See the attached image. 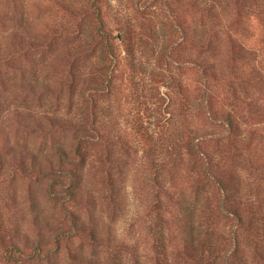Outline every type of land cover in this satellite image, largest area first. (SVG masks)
<instances>
[{
	"label": "rangeland",
	"instance_id": "1",
	"mask_svg": "<svg viewBox=\"0 0 264 264\" xmlns=\"http://www.w3.org/2000/svg\"><path fill=\"white\" fill-rule=\"evenodd\" d=\"M99 1L0 0V264H196L198 232L213 264H264V0ZM87 135L58 247L48 186Z\"/></svg>",
	"mask_w": 264,
	"mask_h": 264
},
{
	"label": "trees",
	"instance_id": "2",
	"mask_svg": "<svg viewBox=\"0 0 264 264\" xmlns=\"http://www.w3.org/2000/svg\"><path fill=\"white\" fill-rule=\"evenodd\" d=\"M99 0H93V5L95 6L94 8V14L97 17L99 16ZM100 23H102L101 18L98 19V30L100 31V34L104 37V39L106 40L107 44L109 45V36L107 34V32L105 30H103V28H100L99 25ZM229 124L231 126H229L228 128H232L233 122L232 120L228 119ZM232 132V130H230ZM91 136L87 135V136H83L81 138H79L78 142L75 144L74 148H73V154H69L68 152H65L63 150H60L58 152V160H59V164L57 166L56 171H54L52 173V179L51 182L49 183L48 186V191L49 194L54 198V199H58V201L61 203V206L67 210V216L70 219V223H69V228L67 230H64L62 232H60L57 236H56V246L59 247V243L60 241H62V239L69 240L71 239L73 236H75L78 231L80 230V224L78 223L79 219H77L76 215L74 212L69 211L66 208V202L68 201H73L76 199V188H77V179H78V172H76V170L74 169H63L61 168L63 164H71L73 165V163L76 164L77 161L79 162H84L86 159V154L83 150V145L85 142H87L86 139H90ZM205 161V178L206 181L205 183H209L212 185H216V187L218 188L220 194H221V201L224 204H231V196L233 195L232 191L233 188H230L228 186V184L226 185L222 180H219L213 172V167L214 165L212 164L211 161H208V159H204ZM74 164V165H75ZM62 186V197L59 198V192L56 191V186ZM190 212L189 214L192 216V213ZM232 213H234L233 215V220L236 222L237 225V229H240V227L242 228V230H244V228L246 227V223L242 222V216L238 213L233 211ZM202 232H198V233H193L190 237L193 236L192 238V242L196 243V244H192L191 243V247L186 251L187 254L190 253V256L192 257V259L196 262V264H213V262L211 261L210 257H206L205 253L207 250H211V246L210 244L206 243V240L203 239L202 237ZM43 249L40 245L36 246L34 248V250H32V252L30 254H26L24 253L19 247L12 245L10 248H8L7 252H6V259L9 263L11 264H28L30 262L31 259L37 260L39 258H48L49 257V251L47 252H42ZM236 251V250H233ZM75 258V256H73ZM224 264H228L227 262L224 261Z\"/></svg>",
	"mask_w": 264,
	"mask_h": 264
}]
</instances>
